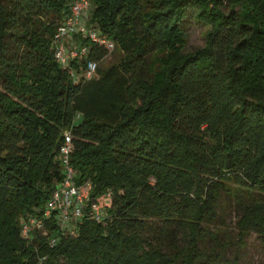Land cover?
Wrapping results in <instances>:
<instances>
[{
    "label": "trees",
    "instance_id": "trees-1",
    "mask_svg": "<svg viewBox=\"0 0 264 264\" xmlns=\"http://www.w3.org/2000/svg\"><path fill=\"white\" fill-rule=\"evenodd\" d=\"M71 1L0 0V264H209L200 244L227 200L229 264L250 234L264 251V0H89L120 54L102 68L109 51L73 34L90 80L53 53ZM190 20L208 32L184 53ZM65 133L104 220L55 211L25 237L62 179Z\"/></svg>",
    "mask_w": 264,
    "mask_h": 264
},
{
    "label": "built area",
    "instance_id": "built-area-1",
    "mask_svg": "<svg viewBox=\"0 0 264 264\" xmlns=\"http://www.w3.org/2000/svg\"><path fill=\"white\" fill-rule=\"evenodd\" d=\"M91 10L89 0H72L69 7V13L57 27L53 36V53L55 60L61 67H68L72 61L85 60L84 77L90 80L95 76L97 64L87 60L86 54L88 48L83 46L73 47V44L67 45V40L73 34H77L92 43L104 46L108 51L113 49V44L96 28H86L82 26L81 20ZM73 150L71 136L64 134V139L58 150V159L62 171V179L55 185V190L44 207L40 216L32 215L23 223L21 234L28 237L33 229L41 230L43 221L47 219L52 212L57 211L66 219H81L88 217L99 223L104 220V213L98 203L89 202L90 185L78 186L75 181V171L70 164V155ZM108 196V195H106ZM55 241H51V246Z\"/></svg>",
    "mask_w": 264,
    "mask_h": 264
},
{
    "label": "rangeland",
    "instance_id": "rangeland-1",
    "mask_svg": "<svg viewBox=\"0 0 264 264\" xmlns=\"http://www.w3.org/2000/svg\"><path fill=\"white\" fill-rule=\"evenodd\" d=\"M89 19V13L83 16L81 20L82 26L93 28V26L89 24ZM185 26L187 38L183 52H193L202 48L205 43L208 27L193 20L188 21ZM71 38L72 37L68 38L67 45L73 44ZM119 58L120 54L114 48L108 52L107 57L98 64V66L102 68L108 67L117 63ZM107 195L108 196L103 197V200L109 204L111 195L109 193ZM222 206L221 219H218L214 224L205 227L210 231L213 238L211 236L206 237V239L200 244V248L211 255L209 264H229L236 255L234 247L231 244L235 240V224L239 215L232 201L227 200ZM237 264H264V251L254 234H250L247 238L246 246L240 254Z\"/></svg>",
    "mask_w": 264,
    "mask_h": 264
}]
</instances>
